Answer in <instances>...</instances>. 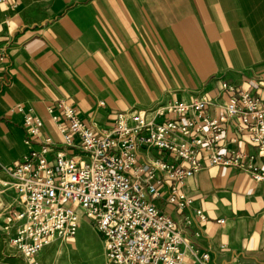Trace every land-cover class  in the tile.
Here are the masks:
<instances>
[{
    "label": "crops",
    "instance_id": "1",
    "mask_svg": "<svg viewBox=\"0 0 264 264\" xmlns=\"http://www.w3.org/2000/svg\"><path fill=\"white\" fill-rule=\"evenodd\" d=\"M0 47V165L26 151L21 114L9 111L17 103L56 140L45 106L58 99L99 130L118 110L172 99L206 95L208 114H219L228 100L222 81L248 84L264 102V0H0ZM229 146L249 151L246 140ZM251 162L263 166L257 155ZM2 189L11 200L4 209H18L14 191ZM182 189L192 199L182 211L192 224L176 209L164 212L208 253L207 264H264V180L203 160Z\"/></svg>",
    "mask_w": 264,
    "mask_h": 264
},
{
    "label": "built area",
    "instance_id": "2",
    "mask_svg": "<svg viewBox=\"0 0 264 264\" xmlns=\"http://www.w3.org/2000/svg\"><path fill=\"white\" fill-rule=\"evenodd\" d=\"M5 55L0 47V72ZM220 87L228 100L219 114H208L206 95L172 99L118 110L102 130L80 119L71 102L58 99L45 109L59 140L43 131L31 108L12 105L9 111L21 114L27 136L26 151L13 164L0 165L7 176L0 179L2 190L11 188L19 205L8 207L4 228L13 229L10 243L27 264H36L46 245L73 237L80 216L90 218L101 235L106 264H180L185 258L207 264L208 253L199 252L155 200L182 214L192 201L184 181L202 169L203 160L264 180V102L251 96L248 84L222 81ZM240 140L249 151L229 146ZM255 155L263 166L251 162ZM193 212L206 219L202 209ZM182 220L185 226L193 222L187 214Z\"/></svg>",
    "mask_w": 264,
    "mask_h": 264
},
{
    "label": "rangeland",
    "instance_id": "3",
    "mask_svg": "<svg viewBox=\"0 0 264 264\" xmlns=\"http://www.w3.org/2000/svg\"><path fill=\"white\" fill-rule=\"evenodd\" d=\"M51 131L56 140H59L54 128ZM10 203L11 200L0 195V264H27L21 253L10 243L13 229L4 228V216L8 210L4 207ZM155 203L163 211L173 208L162 200H155ZM35 260L36 264H106L103 240L93 228L91 219L84 216L78 218L74 237L55 240L46 245L36 255Z\"/></svg>",
    "mask_w": 264,
    "mask_h": 264
}]
</instances>
